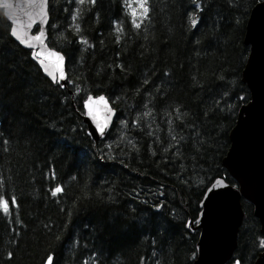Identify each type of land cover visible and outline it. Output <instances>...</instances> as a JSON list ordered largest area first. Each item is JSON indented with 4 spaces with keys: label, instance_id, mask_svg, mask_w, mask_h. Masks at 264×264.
Masks as SVG:
<instances>
[{
    "label": "trees",
    "instance_id": "trees-1",
    "mask_svg": "<svg viewBox=\"0 0 264 264\" xmlns=\"http://www.w3.org/2000/svg\"><path fill=\"white\" fill-rule=\"evenodd\" d=\"M126 1L50 0L47 43L66 56V86L0 9V195L16 199L0 209V264H192L206 189L236 184L223 158L250 99L244 39L263 0H147L146 16ZM89 94L117 110L98 142ZM242 203L235 257L254 264L264 236Z\"/></svg>",
    "mask_w": 264,
    "mask_h": 264
},
{
    "label": "water",
    "instance_id": "water-1",
    "mask_svg": "<svg viewBox=\"0 0 264 264\" xmlns=\"http://www.w3.org/2000/svg\"><path fill=\"white\" fill-rule=\"evenodd\" d=\"M49 2L50 0L46 3L44 0H0V9L11 24V35L15 29L16 35H12L13 38L24 48L32 50V57L42 71L44 67H48L54 73L55 81L43 71L49 79L66 86V56L47 43ZM37 36L39 39L35 38ZM22 40L25 42H21ZM244 43L250 46V51L242 79L250 90V99L239 110L238 119L230 131L231 143L223 158V165L236 180V184L217 178L207 189L212 188L217 181L222 183L211 193L206 189L196 219L200 223L191 222L190 225L192 232L199 231L196 257L192 264L240 262L235 253L240 227L247 217L243 199L253 205V214L259 219L260 232L264 236V0L258 2L250 13ZM51 52L64 56L61 63L65 76L63 80L59 70L55 68V57L49 56ZM89 97L92 98L91 101ZM100 97H104V100H100ZM84 110V122L89 136L97 142L105 138L114 123L117 110L104 95H89L84 101ZM254 264H264V250L259 253Z\"/></svg>",
    "mask_w": 264,
    "mask_h": 264
},
{
    "label": "snow or ice",
    "instance_id": "snow-or-ice-1",
    "mask_svg": "<svg viewBox=\"0 0 264 264\" xmlns=\"http://www.w3.org/2000/svg\"><path fill=\"white\" fill-rule=\"evenodd\" d=\"M44 2L46 3L47 0H44ZM78 3L83 4L84 0H77ZM96 0H90V3L95 4ZM136 3L138 5V7L140 9H142L141 12V16H146L148 14V7H147V0H136ZM196 7H200V5H196ZM132 15L135 16L136 15V10L133 9L132 11ZM73 19H75V17H73ZM133 23L135 24V26L138 28L140 27L139 24H136L135 21H133ZM197 23V21L195 19L192 20V24L195 25ZM239 23V22H237ZM119 31V29H117ZM42 34V33H41ZM12 35L15 36L16 32L15 29H13L12 31ZM36 39H39V36L35 37ZM17 39H21L20 37H17ZM21 42H25V41H21ZM82 43H87L86 40H82ZM50 57H55V68L59 70L60 72V78L63 80L65 79V76L63 75V69L61 68V63L64 61V56L61 55L58 52H51L49 53ZM0 60H2V55H0ZM41 64H43V61H41ZM4 67L3 63H0V69H2ZM43 71L45 73H47L49 76H51L52 80L55 81L56 80V76L54 75V73L52 71L49 70L48 67H44ZM91 97H89V101H91ZM100 100H104V97H100ZM241 99H244L243 97H241ZM3 100L0 99V106H3ZM87 106V103L86 105ZM101 131H103V129H100ZM220 183H222V181H217L216 184L212 185V188L207 189V191L209 193H211ZM62 191V187L61 186H57L54 190H53V195H56L57 193H60ZM9 199L11 200V203L13 205L16 204V199L15 197H10V198H6L5 196L0 195V209H2L4 212H8L9 211ZM194 223L199 224L200 220H194ZM190 226V225H189ZM261 245L264 246V240L261 241ZM9 255H11V253H9ZM47 264H53V257L49 256L48 257V261ZM236 264H240L239 261L236 262Z\"/></svg>",
    "mask_w": 264,
    "mask_h": 264
},
{
    "label": "rangeland",
    "instance_id": "rangeland-1",
    "mask_svg": "<svg viewBox=\"0 0 264 264\" xmlns=\"http://www.w3.org/2000/svg\"><path fill=\"white\" fill-rule=\"evenodd\" d=\"M129 13L130 14H132V11H133V9H135L136 10V13H138L139 12V10H140V8L138 7V5H137V3H136V1L135 0H131L130 1V4H129Z\"/></svg>",
    "mask_w": 264,
    "mask_h": 264
}]
</instances>
